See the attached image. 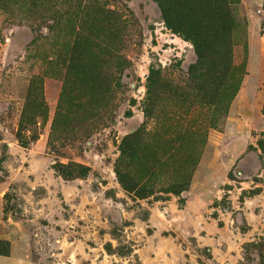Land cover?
I'll use <instances>...</instances> for the list:
<instances>
[{
  "label": "rangeland",
  "instance_id": "1",
  "mask_svg": "<svg viewBox=\"0 0 264 264\" xmlns=\"http://www.w3.org/2000/svg\"><path fill=\"white\" fill-rule=\"evenodd\" d=\"M86 3L116 15L93 22L79 15L76 0H0V254L26 264H264L243 249L264 240V154L256 150L264 135V0H240L229 18L200 15L203 27L218 31L199 37L198 49L213 56L229 49L245 74L221 126L207 133L187 191L156 189L143 200L117 181L121 143L152 129L149 97L154 112L174 107L170 86L184 91L195 47L165 26L157 0ZM169 6L193 19L197 3ZM109 40L113 47L104 49ZM66 77L82 102L105 93L87 124L54 123ZM34 96L44 99L47 119L22 132L35 136L23 148L16 135ZM71 163L86 176H74ZM145 163L136 162L138 174ZM59 165L73 178L61 177Z\"/></svg>",
  "mask_w": 264,
  "mask_h": 264
},
{
  "label": "trees",
  "instance_id": "2",
  "mask_svg": "<svg viewBox=\"0 0 264 264\" xmlns=\"http://www.w3.org/2000/svg\"><path fill=\"white\" fill-rule=\"evenodd\" d=\"M76 1L80 2L76 5V10L84 20L94 17L93 22H95V17L97 19L100 15L104 17L116 15V12L95 9L87 3L83 5L82 0ZM193 1L197 3V6L194 15H192L193 19H188L182 18L183 10H172L169 6V0H157L165 26L169 30L184 36L193 44L197 61L188 71L189 81L184 91L179 87L170 86L169 93L172 94L174 107L162 108L154 112L150 108L151 98L149 97L144 114L147 119L152 121V129L149 131L147 129L138 130L127 135L121 143V155L115 164V174L122 189L133 199L143 200L153 196L156 189L158 193L176 196L187 191L190 176L198 163L207 133L209 130H215L221 126L228 106L238 92L245 74L242 64L233 65L231 62L229 49H224V52L219 56H213L210 49H198L199 37H206L208 34L218 31L203 27L207 20L200 15L217 12L229 18L230 8L233 9V6L238 5L240 0ZM227 28L228 25L225 24L219 30H226ZM94 31L100 33L97 30ZM83 47V44H75L76 49ZM112 47L113 41L110 40L107 45H104V49H111ZM71 64L67 66V73L69 74L73 72ZM152 76L153 71L151 70L148 80L149 96L151 87L154 85ZM38 84L40 85V83ZM35 85L36 82H32L33 91L38 88H34ZM74 86V79L66 77L59 111L54 122L56 125L87 124L98 114V112L92 113L91 109H95L93 105L102 104L106 98L104 93L102 98L97 99L94 103L91 100L82 102L83 99L80 98ZM84 103L87 105L84 106ZM98 106L96 109L101 107ZM46 119L47 106L44 99L37 96L30 98L25 105L20 129L16 135L23 148H27L30 143L34 142L35 136L22 135V132H30L29 124L38 130V124L42 125ZM256 150L264 154V135L258 140ZM142 157L146 158V163L141 166L142 172L138 174L136 162ZM70 166L77 169L74 176H86L85 168L75 163L69 164L68 167ZM64 169L63 165H59L55 171L66 180L73 178V175ZM162 176L167 177L164 187L161 186ZM147 187L151 189L146 192ZM243 249L245 255H249L253 251L256 252L257 257L264 262L263 239L258 242L247 243Z\"/></svg>",
  "mask_w": 264,
  "mask_h": 264
},
{
  "label": "crops",
  "instance_id": "3",
  "mask_svg": "<svg viewBox=\"0 0 264 264\" xmlns=\"http://www.w3.org/2000/svg\"><path fill=\"white\" fill-rule=\"evenodd\" d=\"M0 264H26L21 258L14 253H10L8 256L0 255Z\"/></svg>",
  "mask_w": 264,
  "mask_h": 264
}]
</instances>
